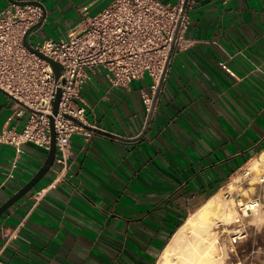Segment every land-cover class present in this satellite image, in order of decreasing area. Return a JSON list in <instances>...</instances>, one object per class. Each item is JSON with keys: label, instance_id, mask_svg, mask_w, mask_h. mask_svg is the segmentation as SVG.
I'll use <instances>...</instances> for the list:
<instances>
[{"label": "crops", "instance_id": "0c3cea01", "mask_svg": "<svg viewBox=\"0 0 264 264\" xmlns=\"http://www.w3.org/2000/svg\"><path fill=\"white\" fill-rule=\"evenodd\" d=\"M14 1L44 7L33 43L44 30L53 34L46 39L65 37L113 0ZM10 3L0 0V10ZM187 16L186 42L169 61L150 117V76L122 88L91 75L83 91L91 136H71L67 166L54 161L2 213L0 264H157L187 217L264 149V0H189ZM19 110L0 91V133L23 129L30 112ZM47 154L0 143V206ZM46 186L33 207V193Z\"/></svg>", "mask_w": 264, "mask_h": 264}, {"label": "built area", "instance_id": "2783aa9c", "mask_svg": "<svg viewBox=\"0 0 264 264\" xmlns=\"http://www.w3.org/2000/svg\"><path fill=\"white\" fill-rule=\"evenodd\" d=\"M184 2L179 0L169 5L160 0H113L96 16H85L81 21L83 26L78 25L65 37L29 42L34 50L60 63L58 81L51 65L23 42L26 32L42 20V7L10 3L1 9L0 88L38 113L30 112L20 131L2 130L0 143L15 148L31 143L48 152L51 144L49 116H52L55 162L65 168L71 154V136L89 137L92 133L85 127L92 125L87 120L90 106L83 95L91 75L102 74L111 86L122 88L148 75L153 80L154 92L171 46L175 53L186 42L189 0L183 11ZM222 67L232 74L226 66ZM58 89L61 93L58 112L54 115ZM144 103L149 109L151 98H145ZM19 107V113L26 110ZM12 167H16L15 162ZM49 187L33 193V207L42 201ZM241 237L242 232L233 234L231 246H236Z\"/></svg>", "mask_w": 264, "mask_h": 264}, {"label": "bare ground", "instance_id": "6f19581e", "mask_svg": "<svg viewBox=\"0 0 264 264\" xmlns=\"http://www.w3.org/2000/svg\"><path fill=\"white\" fill-rule=\"evenodd\" d=\"M263 168L264 149L250 161L245 174H258ZM239 180L240 175L236 174L227 183L226 188L231 191ZM253 184L251 185L254 186ZM222 194L221 190L218 191L187 217L164 248L157 264H222L220 232L234 231L232 225L241 220L236 203L224 202ZM254 206V204L247 205V210H253ZM255 214L252 215L255 219L264 220V209L257 216ZM220 225L225 226L224 230L219 231Z\"/></svg>", "mask_w": 264, "mask_h": 264}, {"label": "rangeland", "instance_id": "374dc122", "mask_svg": "<svg viewBox=\"0 0 264 264\" xmlns=\"http://www.w3.org/2000/svg\"><path fill=\"white\" fill-rule=\"evenodd\" d=\"M50 36H53L52 32L44 30L32 34L31 39L33 43H36ZM247 164L234 174V176L240 175V180L234 185V188L231 191L226 188L227 183L233 178L232 176L221 190L224 202L236 203L239 219H241L232 225L234 228L232 232L228 233L224 230L225 226L220 225L218 228L219 231L224 230L223 233L220 232L219 239L221 251L223 250L222 264H264V220H257L252 216L255 213H262L264 209V168L258 174H245ZM250 189H253L252 194ZM251 204L255 205L254 209L247 210V205ZM257 214L255 215L257 216ZM236 230L242 232V237L236 246H231L230 239L232 234L238 233Z\"/></svg>", "mask_w": 264, "mask_h": 264}, {"label": "water", "instance_id": "95a60500", "mask_svg": "<svg viewBox=\"0 0 264 264\" xmlns=\"http://www.w3.org/2000/svg\"><path fill=\"white\" fill-rule=\"evenodd\" d=\"M9 1L11 3H15V4H19V5L38 4V5H40L42 7V9H43V18H42V20L38 24H36L33 27H31L26 32V34H25V36L23 38V42H24V45L31 52L36 53L39 57H41L42 59H44L46 62H48L51 65V67L53 69V72H54V75H55V80L58 81V78H59V76L61 74V65H60V63L57 62V61H55V60H53V59H51V58H49V57H47V56H45V55H43L41 52H38V51L34 50V48L30 45L29 40H28L29 34L33 30H35L38 27H40L41 24H42V21L45 18V10H44V7L42 6V4H40L38 2H32V1H14V0H9ZM187 1L188 0H185V2H184L183 11L186 8ZM173 47L174 46L172 45L171 48H170L169 55H168V58H167V61H166V64H165V68H164L163 74H162L161 79H160V81L158 83V86H157V89H156V92H155V95H154V98H153V104L151 105V110L149 112V117L151 116L154 103H155V101H156V99L158 97V93L160 91V88L162 86V82H163L164 76L166 74V69H167L168 64H169V61H170V59L172 57ZM0 91L3 92L4 94H6L7 96H9L11 99L15 100L19 105H21L27 111L32 112V113H38V112H35L33 109L29 108L28 106H26L25 104H23L22 102H20L19 100H16L15 98H13L7 92L3 91L1 88H0ZM60 93H61V90L58 89L57 90L56 100L54 102V108H53V114L54 115L57 114V112H58V103H59ZM65 116L69 117L68 115H65ZM49 119H50V125H51V130H50L51 144H50V149L48 151L47 157H46V159L44 161V164L37 171V173L15 195H13L7 202H5L2 206H0V216L2 215V213L4 211H6L10 206H12L18 199H20L21 197H23L24 195H26L33 188H35V186L38 184V182L45 176V174L53 166L54 161H55V155H56V147H55V141H54V130H53V118H52V116H49ZM85 127L88 128V129H91L89 126H85ZM93 130H95V129H93Z\"/></svg>", "mask_w": 264, "mask_h": 264}]
</instances>
